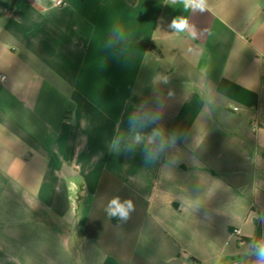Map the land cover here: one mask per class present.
<instances>
[{"label":"crops","instance_id":"1","mask_svg":"<svg viewBox=\"0 0 264 264\" xmlns=\"http://www.w3.org/2000/svg\"><path fill=\"white\" fill-rule=\"evenodd\" d=\"M0 73V264H255L264 0H0Z\"/></svg>","mask_w":264,"mask_h":264},{"label":"clouds","instance_id":"2","mask_svg":"<svg viewBox=\"0 0 264 264\" xmlns=\"http://www.w3.org/2000/svg\"><path fill=\"white\" fill-rule=\"evenodd\" d=\"M207 0H182V4L185 9H196L204 11L206 9ZM170 28L174 29L178 33H189L193 39L196 37V29L194 25L189 23L186 17H178L171 21ZM154 119V118H153ZM136 118H130V123H135ZM143 137L137 134L134 137V143L140 144ZM174 142V138H173ZM148 143L153 145L151 151L147 153L146 159L151 160L162 152L165 148L166 141L162 137V133L158 130H154L152 135L148 137ZM135 210L132 200L121 201L119 197H113L106 208V212L109 216L117 217L120 220L126 221L129 219L130 214ZM257 259L255 264H264V243L256 246Z\"/></svg>","mask_w":264,"mask_h":264},{"label":"built area","instance_id":"3","mask_svg":"<svg viewBox=\"0 0 264 264\" xmlns=\"http://www.w3.org/2000/svg\"><path fill=\"white\" fill-rule=\"evenodd\" d=\"M54 1L58 3L60 2V0H54ZM6 80L7 77L4 74L0 73V83H4Z\"/></svg>","mask_w":264,"mask_h":264}]
</instances>
